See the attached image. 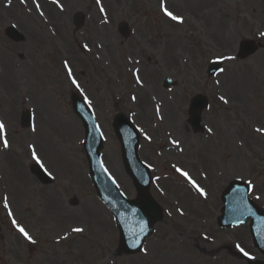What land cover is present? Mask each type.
Segmentation results:
<instances>
[{"label": "rangeland", "instance_id": "rangeland-1", "mask_svg": "<svg viewBox=\"0 0 264 264\" xmlns=\"http://www.w3.org/2000/svg\"><path fill=\"white\" fill-rule=\"evenodd\" d=\"M170 2L188 13L200 5L206 13L198 18L185 14L189 20L181 27L161 14L159 0H0V121L5 125L0 134V264L264 260L252 244L248 223L229 229L217 223L220 195L234 180L251 181L249 198L264 209V131H257L264 129V0ZM168 9L173 12L170 3ZM77 11L85 17L79 29L73 23ZM58 18L65 21L67 35ZM48 20L56 34L46 25ZM123 21L131 29L126 39L117 30ZM10 26L23 33L24 41L8 38ZM75 34L87 45L88 35H93L95 43H103V51L92 46L84 54L74 42L67 49L68 38L73 40ZM244 38L261 41L262 48L239 60L237 45ZM77 56H83V64ZM216 57L235 59H223V70L209 78L206 66ZM69 68L79 88L67 80ZM164 77L175 85L164 88ZM74 92L91 101L105 137L102 163L128 198L137 193L121 162L113 115L123 112L139 129L138 154L151 165L149 192L163 206L164 218L135 256L118 254V230L90 183L83 128L71 110ZM197 93L208 97L209 107L202 113L203 131L194 133L187 108ZM25 110L34 117L31 129L20 125ZM33 148L51 173L48 185L31 172L37 162ZM13 219L35 243L24 238ZM74 228L84 231L76 233Z\"/></svg>", "mask_w": 264, "mask_h": 264}, {"label": "water", "instance_id": "water-1", "mask_svg": "<svg viewBox=\"0 0 264 264\" xmlns=\"http://www.w3.org/2000/svg\"><path fill=\"white\" fill-rule=\"evenodd\" d=\"M77 21L80 14L76 16ZM121 33L126 35L127 29L125 25H121ZM9 35L16 41H21L23 36L15 30H10ZM245 54L252 53L255 49L251 43L245 42L243 45ZM218 69V64H213L209 69V73L213 74ZM194 105L192 108L191 124L194 130H199L200 111L206 105V99L197 96L193 99ZM74 109L78 115L84 119L86 130L85 148L90 166V178L95 184L100 197L113 210L119 229L121 232V249L124 252H135L142 239L149 234L151 225L157 218V210L151 199L147 195L148 188V170L139 162L136 155L137 148V133L128 121L122 117H117L114 122V128L118 139L122 144L121 152L123 163L127 173L131 176L137 187L140 197L135 201H128L123 199L118 193L113 184H111L109 177L101 168L99 162L98 151L101 147L99 137L94 135L91 130V123L87 118L91 115L83 107L81 101L74 97ZM31 124V117L29 113L22 115V125L29 126ZM33 172L43 181L49 180L36 168ZM247 187L239 182H233L226 189L222 196L223 209L222 215L219 218L221 223H231L235 220H244L246 216L253 218L251 224V232L254 237V243L264 252V213L258 212L253 204L247 199ZM232 220L229 222V219ZM226 226V225H225ZM134 242V244H130ZM130 247L132 249L127 248ZM256 264H264L256 263Z\"/></svg>", "mask_w": 264, "mask_h": 264}, {"label": "snow or ice", "instance_id": "snow-or-ice-1", "mask_svg": "<svg viewBox=\"0 0 264 264\" xmlns=\"http://www.w3.org/2000/svg\"><path fill=\"white\" fill-rule=\"evenodd\" d=\"M56 2L58 3L59 0H56ZM97 2L99 3V0H97ZM37 7H39V5H37ZM161 7H162V9H163V11H164V13H165L166 16L170 17V18H171L172 20H174V21H181V22H182V17H179V16L175 15L173 12L169 11L168 8L164 6L163 0H162V3H161ZM101 11L103 12L104 9L101 8ZM260 36H261V37H264V32H261V33H260ZM85 47H87V45H85ZM222 59L232 60V59H235V58H234V57H223ZM65 66H66V67L68 66V65H67V61L65 62ZM68 74H69V76L72 75V72H71V69H70V68H69V70H68ZM137 81L140 82L138 76H137ZM72 83L75 84L77 88L80 87V85L78 84V82H77L74 78L72 79ZM217 83H219V81H217ZM81 91H82V90H81ZM85 99L87 100V97H85ZM133 99H135V97H133ZM220 100H221V101H224L225 103H227V100L225 99L224 96H221V97H220ZM87 103H88L89 106H91V101H87ZM4 130H5V125H4V123H3L2 121H0V134H3V133H4ZM33 130H35V129H33ZM209 131H211V129H209ZM257 131H264V129H257ZM146 138H147V139H151V137H146ZM172 143H174V144H178L179 142H178V141H172ZM3 146H4L5 148H8V147H9L8 140H7L6 138H3ZM32 156H33V158L37 161V163L40 164L41 168H44V164H43V162L39 159V157L37 156L36 151H35L34 148H33V151H32ZM149 167H151V165H149ZM44 170H45V172H47V169H46V168H45ZM105 171H107V169H105ZM177 171L180 172L181 175H183L184 177L188 178L189 181H190V182L196 187L197 191H198L202 196H207V193H206V191L204 190V188H202V187H200L198 184H196V182H195L194 180L191 179V177L189 176V174H188L186 171H183V170H181V169H179V168H177ZM48 175H51V173L48 172ZM113 182H115V181H113ZM248 183H249V186L251 187V186H252V185H251V181H249ZM4 207H5V208H9V205H8V203H7V198H5V201H4ZM8 214H9L10 216L12 215V212H11L10 208H9V213H8ZM12 222H13L14 225H16L17 230H18V231L24 236V238H25L26 240H28V241H30V242H32V243H35V241L33 240V237L29 234L28 231L25 230L24 227L20 226V225L16 222L15 219H13ZM83 231H84V229H82V228H74V229H73V232H76V233H81V232H83ZM237 248L239 249V251H240L241 253H243L244 256H248V255H249V253L246 252V251L244 250V248L240 247L239 245H237ZM145 251H146V249H145Z\"/></svg>", "mask_w": 264, "mask_h": 264}, {"label": "bare ground", "instance_id": "bare-ground-1", "mask_svg": "<svg viewBox=\"0 0 264 264\" xmlns=\"http://www.w3.org/2000/svg\"><path fill=\"white\" fill-rule=\"evenodd\" d=\"M180 11H182L181 9H180ZM58 22L60 23V28H61V31H62V33L64 34V35H67V33H68V30H67V28L65 27V21L63 20H61L60 18H58ZM46 25L51 29V32L53 33V34H56V29H55V27L53 26V24H52V22L50 21V20H48L47 22H46ZM59 35V34H58ZM88 37L90 38V45H87L86 44V41L83 39V38H80V36L77 34H75V36H74V38H73V40H71L70 38H68V43L66 44V48L67 49H69L70 48V45L74 42L75 44H76V46L78 47V48H80V51L82 52V53H86V52H88V50H89V47H95V49H96V52H102L103 51V49H104V45H103V43L100 41V40H98V42L97 43H95L94 42V36L93 35H91V34H89L88 35ZM88 40V39H87ZM85 45H87V47H85ZM111 46H112V42H110V40H109V42H107V48L109 49V50H111ZM77 59H79V58H81V59H79V62H80V64H83L84 63V61H83V56H77L76 57ZM180 152H182V151H180ZM163 181H166V182H168V183H170L167 179H163ZM171 184V183H170ZM172 185V184H171ZM174 188H177V186L176 185H172Z\"/></svg>", "mask_w": 264, "mask_h": 264}]
</instances>
